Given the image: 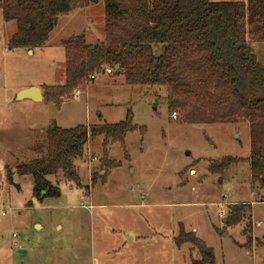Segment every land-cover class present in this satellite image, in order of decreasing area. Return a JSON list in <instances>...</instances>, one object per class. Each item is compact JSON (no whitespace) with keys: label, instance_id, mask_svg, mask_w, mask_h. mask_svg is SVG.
Returning a JSON list of instances; mask_svg holds the SVG:
<instances>
[{"label":"rangeland","instance_id":"rangeland-1","mask_svg":"<svg viewBox=\"0 0 264 264\" xmlns=\"http://www.w3.org/2000/svg\"><path fill=\"white\" fill-rule=\"evenodd\" d=\"M86 4L59 16L47 43L29 53L7 49L17 27L0 7V264H191L195 248L173 241L181 224L213 250L215 264H264V190L251 182L247 121L173 120L166 87L130 86L114 72L82 82L59 105L45 100V88L64 84L62 43L81 34L91 45L104 40L103 0ZM248 46L264 66V42ZM28 85L42 91L41 102L16 99ZM128 111L137 129L123 142L88 140L71 176L47 178L59 196L36 197L34 179L16 172L40 156L33 146L51 123L117 125ZM227 158L238 161L209 171ZM241 203L250 207L240 224L226 225Z\"/></svg>","mask_w":264,"mask_h":264},{"label":"trees","instance_id":"trees-1","mask_svg":"<svg viewBox=\"0 0 264 264\" xmlns=\"http://www.w3.org/2000/svg\"><path fill=\"white\" fill-rule=\"evenodd\" d=\"M86 3L1 0L3 21H14L17 27L7 49L30 51L43 46L59 16ZM103 4L104 40L91 45L81 34L62 43L64 84L45 88V100L59 105L92 75L106 67L114 72L118 65L114 73L122 75L127 85L166 87L167 108L184 123L247 121L251 182L264 190V66L248 46V40L264 42V0H103ZM136 129L130 111L117 125L65 130L51 123L45 141L33 146L40 156L16 167V172L34 179L36 197H57L58 188L47 178L58 172L71 176L72 159L88 140L103 136L104 144L123 142ZM236 161L227 158L209 171H225ZM248 207L245 203L231 206L226 225L240 224ZM173 241L176 247L191 244L195 248L199 258L191 264H215L213 250L191 231L185 232L182 224Z\"/></svg>","mask_w":264,"mask_h":264},{"label":"water","instance_id":"water-1","mask_svg":"<svg viewBox=\"0 0 264 264\" xmlns=\"http://www.w3.org/2000/svg\"><path fill=\"white\" fill-rule=\"evenodd\" d=\"M87 1H89L90 3H97V0H87ZM117 68H118V65H116L114 72H116ZM16 99L17 100H29L33 102H41L43 100V96H42V92L40 91L38 87L31 86V87L18 91ZM70 173H71V170H69V174ZM223 222H225V219H223Z\"/></svg>","mask_w":264,"mask_h":264},{"label":"built area","instance_id":"built-area-1","mask_svg":"<svg viewBox=\"0 0 264 264\" xmlns=\"http://www.w3.org/2000/svg\"><path fill=\"white\" fill-rule=\"evenodd\" d=\"M104 72H106L107 74H113L112 69L109 68V67L106 68V69H104ZM96 76H97V74L92 75V76L90 77V81L95 80V79H96ZM81 94H82L81 91H75L74 97H75V96L78 97V96H80ZM175 117H176V114L173 113V115H172V119L175 120ZM2 215H5V213L3 212Z\"/></svg>","mask_w":264,"mask_h":264},{"label":"crops","instance_id":"crops-1","mask_svg":"<svg viewBox=\"0 0 264 264\" xmlns=\"http://www.w3.org/2000/svg\"><path fill=\"white\" fill-rule=\"evenodd\" d=\"M29 52H33V50L27 51V53H29ZM28 87H30V85L20 87V88H18V89L16 90V92H18V91H20V90H22V89L28 88ZM41 92H42V91H41ZM27 101H29V100H27ZM29 102H31V101H29ZM32 102H33V101H32ZM224 219H225V218H224ZM193 231H195V230H193Z\"/></svg>","mask_w":264,"mask_h":264}]
</instances>
